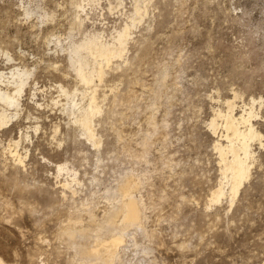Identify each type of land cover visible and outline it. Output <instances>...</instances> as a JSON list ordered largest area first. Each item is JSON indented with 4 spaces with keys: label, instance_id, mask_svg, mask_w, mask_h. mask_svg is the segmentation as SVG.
<instances>
[{
    "label": "rangeland",
    "instance_id": "rangeland-1",
    "mask_svg": "<svg viewBox=\"0 0 264 264\" xmlns=\"http://www.w3.org/2000/svg\"><path fill=\"white\" fill-rule=\"evenodd\" d=\"M137 1L147 11L127 53L95 83L93 147L59 89L87 105L60 46L94 34L110 43ZM80 2L0 0V73L30 74L0 129V264H101L89 251L118 235L126 178L142 227L122 233L114 264H264V147L252 144L250 178L230 205L214 150L222 118L216 135L209 127L234 96L237 114L254 99L264 142V0H99L83 12Z\"/></svg>",
    "mask_w": 264,
    "mask_h": 264
},
{
    "label": "bare ground",
    "instance_id": "bare-ground-1",
    "mask_svg": "<svg viewBox=\"0 0 264 264\" xmlns=\"http://www.w3.org/2000/svg\"><path fill=\"white\" fill-rule=\"evenodd\" d=\"M84 3L95 6L99 4V0H81L76 8L83 12ZM133 9L132 16L130 19L128 18L130 20L129 24L125 25L123 29L121 28L110 43L109 41L103 42L101 34H94L90 37H85L79 43L71 41L67 44L66 48L60 46L61 52L67 53L70 68L72 67L76 78L90 92L87 105L82 107L79 104H75V94H69L61 87L59 89L65 98L69 101L71 100L72 108L69 116L73 117L74 124L82 128L85 139L93 147L98 145L92 126L93 119L100 113L95 95L98 86L95 83L102 84L106 75L105 69H109L115 62L122 60L127 53L128 46L132 41V30L145 17L147 5L137 1ZM25 13H28L27 10H25ZM75 20L77 21V28L82 27L85 22L79 15H77ZM54 41L56 45L60 44L59 39ZM29 75V72L19 69L11 70L8 76L0 73V129L7 127L18 116L20 112L19 99L25 89ZM235 100L236 96L232 100L226 101L225 114L222 115L221 112H218L209 124L212 133L216 135V119L222 118L223 120L222 129L225 134L218 137L219 140H216L214 150L217 152L221 164V168L219 167L221 170L220 177H222V181L226 182L225 185L229 187L230 205H232L244 183L250 178V170L254 163V153L251 149L252 144L256 142L261 148L264 147L263 136L253 125V121L257 118L254 112L255 100L251 99L248 107H243L241 114L236 113ZM239 109L241 110V107ZM13 145L15 147L17 143ZM7 152L17 164H22V160L16 150L10 149ZM57 170L58 174L67 171L63 167H58ZM72 179L70 184L76 182L74 177ZM69 185L67 184V186ZM137 189L138 185L131 178L124 179L118 185L117 191L122 197V205L119 208L120 217H118V219L120 218V222L116 228L119 233L101 242L98 246L90 248L89 255L92 259L97 260L101 264H114L118 256L117 252L124 243L122 233H125L128 229H139L142 227L140 208L133 199V194ZM224 196L225 193L221 184L218 190L212 193L211 204L220 203Z\"/></svg>",
    "mask_w": 264,
    "mask_h": 264
}]
</instances>
